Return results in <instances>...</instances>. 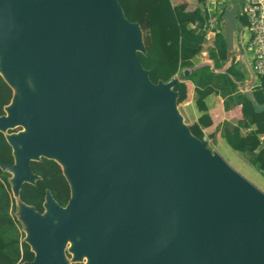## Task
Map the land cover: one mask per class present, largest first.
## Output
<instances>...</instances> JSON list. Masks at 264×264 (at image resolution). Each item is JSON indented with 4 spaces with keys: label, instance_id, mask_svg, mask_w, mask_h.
<instances>
[{
    "label": "water",
    "instance_id": "water-1",
    "mask_svg": "<svg viewBox=\"0 0 264 264\" xmlns=\"http://www.w3.org/2000/svg\"><path fill=\"white\" fill-rule=\"evenodd\" d=\"M237 1L221 14L228 58ZM138 51L141 27L117 0H0V75L13 90L0 131L14 159L2 169L34 253L21 264H65L67 239L85 264H264V192L191 133L177 78L152 82ZM40 157L70 186L65 206L47 191L42 213L18 198Z\"/></svg>",
    "mask_w": 264,
    "mask_h": 264
},
{
    "label": "trees",
    "instance_id": "trees-1",
    "mask_svg": "<svg viewBox=\"0 0 264 264\" xmlns=\"http://www.w3.org/2000/svg\"><path fill=\"white\" fill-rule=\"evenodd\" d=\"M121 1L129 11L130 19L138 21L141 27L145 52L138 51L137 56L142 66L148 70L152 82H167L182 68H193L197 62L196 57L202 53L212 60V66L204 64L195 67L187 76L176 79L172 89L177 92V104L188 96L189 88L184 80L192 82L196 98L202 99L215 93L224 98L226 109L229 107V100L241 104L243 117L235 123L224 121L218 130L227 144L234 151L245 155L249 164L264 176V110L255 112L231 78L243 79L237 62H231L225 72H214L213 68L219 69L226 63L227 48L221 28L213 45L203 51L206 33L194 27L193 23L203 22L208 17L207 13L202 14V10L206 11L204 0H197V6L193 8H188L186 4L173 5L170 0ZM237 3L239 25L245 27L249 22L243 13L244 0H238ZM12 95L11 86L0 75V115L5 114L4 107L10 102ZM254 96L258 103L264 102V77H260V85L254 89ZM210 124L209 116L204 113L196 123L189 126L191 133L207 147L209 142L204 139L200 126L206 127ZM13 131L7 130L8 133ZM216 132L210 133L208 137L214 140ZM13 163L11 146L4 132L0 131V264H21L34 257L29 244L23 239L25 233L21 224L14 216L16 203L11 195L10 173L2 169L3 165ZM30 168L37 178L33 183L21 184L19 200L42 213L48 191L57 204L65 206L70 198V186L61 165L54 159L40 157L30 161Z\"/></svg>",
    "mask_w": 264,
    "mask_h": 264
},
{
    "label": "crops",
    "instance_id": "crops-1",
    "mask_svg": "<svg viewBox=\"0 0 264 264\" xmlns=\"http://www.w3.org/2000/svg\"><path fill=\"white\" fill-rule=\"evenodd\" d=\"M170 1L173 5L186 4L188 8H193L197 6V0H170ZM204 6H205L206 11L202 10V14L207 13L208 16H212V15L219 16L220 14H222L224 8L226 7L225 5L219 12H217L215 7L213 8L212 7L213 5L210 4V0H204ZM211 9H213L214 12L211 11ZM221 24L223 26L222 21H221ZM221 24H220L219 31L221 30ZM240 28L241 26L238 23V25L236 26V30ZM234 37H235V33H234ZM212 45L208 44L206 40L203 47L204 46L209 47ZM234 49L236 53L232 55L230 58L227 57L226 63L221 68L219 69L213 68V70L214 72H217V73L225 72V69L231 64V62H237L239 66L238 67L239 71L243 73V79L237 80L235 77L234 78L231 77V78L233 79L234 83L237 85L238 90L241 91L243 94H244L243 90H250L254 94V89L260 85L261 76L256 75L255 73L251 71V67L249 64L250 60L247 61L244 59V57H241V55L239 54L240 50L237 48L235 43H234ZM204 64H209L212 66L213 62L212 60L205 57L201 61H197L193 68L204 65ZM193 68H182L174 76V78H177V79L182 78L183 76H185L183 73L185 69L188 70V74H189ZM184 81L186 84H188V88H189L188 96L185 100L177 104L178 110L180 111L184 122L188 126L196 123L198 121V118L202 114L207 113V115L209 116L211 120V124L206 127L204 126H200V127L204 133V137H206L208 142L212 141L213 143V142H216L217 139L222 138L220 136V131L218 129L221 127L224 121L235 123L237 120L243 117L241 104L235 101L229 100V104H228L229 107L226 109L224 107V98L220 94H215V93H211L202 99L196 98L194 96V85L192 84V82H190L189 80H184ZM244 131H247V130H244ZM212 132H216L214 140L208 137V135Z\"/></svg>",
    "mask_w": 264,
    "mask_h": 264
},
{
    "label": "built area",
    "instance_id": "built-area-1",
    "mask_svg": "<svg viewBox=\"0 0 264 264\" xmlns=\"http://www.w3.org/2000/svg\"><path fill=\"white\" fill-rule=\"evenodd\" d=\"M243 13L249 23L235 30L234 43L241 51V57L250 60L251 71L264 77V0H244ZM220 24L219 16L212 15L203 22L195 21L193 26L205 31L207 43L212 45ZM247 52L252 53V59L247 57ZM204 139L207 140L206 137Z\"/></svg>",
    "mask_w": 264,
    "mask_h": 264
},
{
    "label": "rangeland",
    "instance_id": "rangeland-1",
    "mask_svg": "<svg viewBox=\"0 0 264 264\" xmlns=\"http://www.w3.org/2000/svg\"><path fill=\"white\" fill-rule=\"evenodd\" d=\"M117 2L121 7L124 16L129 21H132L130 19V13L125 7V5L122 3V1L117 0ZM228 2L229 0H210V4L213 5L212 6L213 8L215 7L217 12H219L225 5H227ZM211 11L214 12L213 9H211ZM133 22H138V21H133ZM222 27L223 26L221 24V28ZM245 34L246 36L248 35L247 30H245ZM205 49H206V46L203 47V51H205ZM247 54H248V57L252 59V53L247 52ZM205 57H206L205 54L202 53L198 57H196V60L201 61ZM21 81L26 83L31 89L35 88L34 78L30 72L24 73L21 78ZM16 93H17V88H16ZM14 94H15V89H14ZM10 129L14 130L13 132H18V131L21 132L23 130L21 126H13ZM208 147L211 150L218 151L231 167H233L237 172H239L242 176H244L247 180H249L251 183H253L255 186H257L260 190L264 192V176L256 168H254L253 166L249 164L245 155L234 151L223 138H219L216 140V142H213V143L212 141H209ZM6 171H10L9 172L10 176H12L13 173L11 169L10 170L8 169ZM10 179L12 178L9 177V180ZM12 185H13L12 182H10L11 195L13 198H16L12 190ZM16 204H17V200H16ZM19 211H20V208L17 205L14 216L20 222L21 228L26 235L27 224L23 221L22 214H20ZM71 241L72 240L67 241L64 247L65 264H72L74 262H79L81 264H84L83 257L76 258L74 256V253L71 251V246L73 245V242Z\"/></svg>",
    "mask_w": 264,
    "mask_h": 264
},
{
    "label": "bare ground",
    "instance_id": "bare-ground-1",
    "mask_svg": "<svg viewBox=\"0 0 264 264\" xmlns=\"http://www.w3.org/2000/svg\"><path fill=\"white\" fill-rule=\"evenodd\" d=\"M0 73H2L1 70H0ZM13 87H14V89H15V93H16V88H17V93H16V95L20 98V97H21V93H20V90H19L18 87H17V82L13 83ZM22 129H23V130H22L21 132H24L25 129H24L23 127H22ZM16 149H17V148H15V151H16ZM63 167H64V165H63ZM12 173H13V172H12ZM13 174H14V173H13ZM13 174H12V175H13ZM20 204H21V203H19V205H20ZM76 239H79V237L77 236ZM69 240H72V239H67L66 242H65V244H64V247H65L67 241H69ZM71 242H73V245H74L75 241L72 240ZM81 257H83V259H84V264L87 263V261H88V257H87L85 254H83Z\"/></svg>",
    "mask_w": 264,
    "mask_h": 264
}]
</instances>
